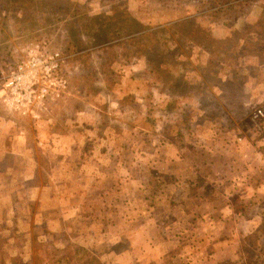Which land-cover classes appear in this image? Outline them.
<instances>
[{
  "label": "rangeland",
  "instance_id": "374dc122",
  "mask_svg": "<svg viewBox=\"0 0 264 264\" xmlns=\"http://www.w3.org/2000/svg\"><path fill=\"white\" fill-rule=\"evenodd\" d=\"M32 44L65 57L60 74L66 90L53 103L81 93L123 110V119L115 120L118 128L147 124L140 136L125 131L126 143L148 136L154 153L157 141L168 151L174 145L180 154L189 150L202 156L221 144L231 151L254 137L264 154V86L251 79L264 80V0H0V77L23 62ZM53 103L37 122L47 123ZM0 107L18 116L2 100ZM137 114L141 120L134 119ZM18 117L15 123L33 139L39 128L33 118ZM232 198L229 203L235 205ZM242 212L257 217L260 225L238 240L237 256L222 264H264V195L252 197ZM184 227L182 240L167 242L170 253L178 248L194 255L205 248L210 252L209 243L199 241L205 226ZM173 229L181 232L183 226ZM130 230V240L116 243V250L142 246L135 233L140 228L131 224ZM0 233V264H155L136 257L133 263L124 254L91 257L75 241L52 257L28 259L22 241L3 244L9 231Z\"/></svg>",
  "mask_w": 264,
  "mask_h": 264
},
{
  "label": "crops",
  "instance_id": "0c3cea01",
  "mask_svg": "<svg viewBox=\"0 0 264 264\" xmlns=\"http://www.w3.org/2000/svg\"><path fill=\"white\" fill-rule=\"evenodd\" d=\"M251 79L264 86V80ZM86 98L80 93L52 102L43 124L37 121L50 106H37L39 117L29 120L39 128L30 140L15 123L20 115L0 107V229L9 231L6 241H22L28 259L52 257L72 241L91 257L124 254L133 263L145 258L155 264H222L237 256L238 240L260 225L257 217H243L242 211L252 197L264 195L261 140L252 137L231 151L221 144L202 156L189 150L180 154L174 145L168 151L156 141L154 153L148 136L136 143L123 138L125 131L140 136L147 124L125 129L118 123V128L115 120L123 119V110L110 108L111 101ZM136 118L141 120L138 114ZM18 161L23 167L17 168ZM131 224L140 228L135 233L142 246L116 250V243L133 235L127 232ZM169 225L183 229L170 231ZM200 225L205 228L199 241L209 243L210 252L205 248L194 255L178 248L170 253L166 246L171 238L182 240L184 226ZM41 250L47 253L39 255Z\"/></svg>",
  "mask_w": 264,
  "mask_h": 264
},
{
  "label": "built area",
  "instance_id": "2783aa9c",
  "mask_svg": "<svg viewBox=\"0 0 264 264\" xmlns=\"http://www.w3.org/2000/svg\"><path fill=\"white\" fill-rule=\"evenodd\" d=\"M65 62L60 53H44L38 44L30 45L23 62L1 73L0 100L12 112L37 119V106L44 107L65 93L66 81L60 74Z\"/></svg>",
  "mask_w": 264,
  "mask_h": 264
},
{
  "label": "trees",
  "instance_id": "16d2710c",
  "mask_svg": "<svg viewBox=\"0 0 264 264\" xmlns=\"http://www.w3.org/2000/svg\"><path fill=\"white\" fill-rule=\"evenodd\" d=\"M223 1H226V0H223ZM228 1V0H227ZM30 118V117H29ZM0 241H1V239H0ZM3 243V242H2ZM5 243H7V241H4V243L3 244H5ZM260 248H262V251L264 252V244H260ZM3 249V247L2 248H0V251ZM261 254V253H260Z\"/></svg>",
  "mask_w": 264,
  "mask_h": 264
}]
</instances>
